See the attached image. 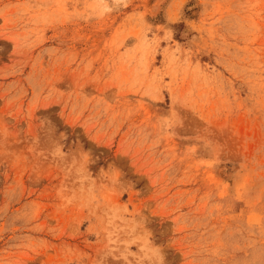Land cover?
Returning <instances> with one entry per match:
<instances>
[{
  "label": "rangeland",
  "instance_id": "obj_1",
  "mask_svg": "<svg viewBox=\"0 0 264 264\" xmlns=\"http://www.w3.org/2000/svg\"><path fill=\"white\" fill-rule=\"evenodd\" d=\"M0 264H264V0H0Z\"/></svg>",
  "mask_w": 264,
  "mask_h": 264
}]
</instances>
